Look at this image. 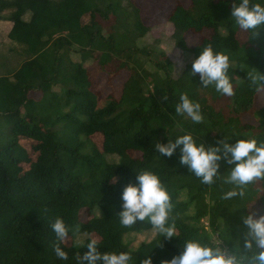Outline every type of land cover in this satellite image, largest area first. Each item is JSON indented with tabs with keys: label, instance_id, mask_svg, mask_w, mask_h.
Wrapping results in <instances>:
<instances>
[{
	"label": "trees",
	"instance_id": "obj_1",
	"mask_svg": "<svg viewBox=\"0 0 264 264\" xmlns=\"http://www.w3.org/2000/svg\"><path fill=\"white\" fill-rule=\"evenodd\" d=\"M239 2H176L167 22L174 27L171 46L186 58L179 65L162 47L165 38L150 34L135 0H0V20L11 22L9 37L25 54L17 67L0 72V264H77L75 255L88 250L89 236L100 240V252L130 251L134 264L149 256L161 264L183 250L184 239L214 237L219 226L223 238L232 237L222 241L231 250L244 230L241 213L259 204L264 214V194L255 201L251 191L243 202L250 207L237 208L239 199L222 201L217 185H202L179 164V148L172 157L154 150L156 142L185 133L208 147L233 131L264 132V102L257 106L259 93L243 81L251 67L264 72V26L240 39L243 30L231 17ZM209 43L235 66L229 69L232 97L201 87L198 74L190 76L192 60ZM100 77L122 84L121 93L100 91ZM181 93L201 104L202 123L175 113ZM95 134L102 136V148ZM23 139L32 142L35 158ZM108 154L119 159L110 162ZM220 165L221 173L234 167L223 160ZM141 169L158 174L169 191L177 236L154 232L134 249L126 235L155 230L143 221L124 228L117 213L123 188L137 183ZM57 216L79 229L69 234L67 261L52 247L50 223ZM77 233L84 236L80 244Z\"/></svg>",
	"mask_w": 264,
	"mask_h": 264
},
{
	"label": "clouds",
	"instance_id": "obj_2",
	"mask_svg": "<svg viewBox=\"0 0 264 264\" xmlns=\"http://www.w3.org/2000/svg\"><path fill=\"white\" fill-rule=\"evenodd\" d=\"M231 17L239 29L254 33L264 26V4L255 0H240L238 5H232ZM234 67L227 54L214 51L209 43L192 60L190 76L198 74L201 87L211 86L222 96L232 97L235 91L229 69ZM246 73L243 81L248 88L264 93V72L251 67ZM175 113L186 115L194 124L204 120L201 104L191 100L186 93L180 94L179 102L175 104ZM234 137L239 138L229 143ZM261 137H264V132L252 134L233 131L231 134L226 133L215 145L206 147L204 143H198L199 138L185 133L176 136L174 141L169 138L167 143L156 142L154 150H158L161 156L172 157L179 148V164L186 166L202 185H217L221 190L222 201L239 199L242 203L237 208H249L250 205L243 202L248 199L251 191L257 193L255 201L264 194V188L259 187L264 183V138ZM222 160L234 167L221 173L219 169ZM135 172L137 183H128L121 194L122 210L117 213L121 226L132 228L138 221L150 222L151 229L157 235L167 239L177 236L174 205L160 176L149 169ZM113 182H116L115 177ZM225 186H229L227 190ZM240 219L244 230L238 232L231 250L222 246V241L231 240L232 237L223 238L224 227L219 226L214 237L206 238L201 234L184 239L183 250L170 260H162L161 264H264V214L257 215L256 210L242 212ZM50 227L55 233L52 245L55 255L67 261L69 255L65 246H73V236L69 234L79 229L70 228L59 216L50 223ZM99 244L101 242L98 238L89 236L86 242L88 250L82 255L80 252L75 255L77 264H97L98 261L103 264H134L130 251L100 252L97 250ZM141 264H153V261L149 256Z\"/></svg>",
	"mask_w": 264,
	"mask_h": 264
},
{
	"label": "rangeland",
	"instance_id": "obj_3",
	"mask_svg": "<svg viewBox=\"0 0 264 264\" xmlns=\"http://www.w3.org/2000/svg\"><path fill=\"white\" fill-rule=\"evenodd\" d=\"M177 1L178 0H135V4L140 8V15L144 23L151 28L150 34L156 39L164 37L165 40L162 43V47L167 50L169 56L173 60L177 61L179 65H183L186 62V58L181 51L171 46L173 43L169 38L174 32V27L169 25L167 22L168 14L174 8ZM179 1H182L183 3H189L190 0ZM87 19L88 17L84 18V20ZM10 26V21L0 20V63L5 62V66L0 67V72H5L9 69L17 67L21 60L25 57V54L22 53L23 47H21L17 42L9 37L8 33ZM204 34H207V32L197 34V40H200ZM238 35L240 39H246L245 31H241ZM123 77H125V74ZM121 86L122 84L109 83L105 77H100L97 80V88L104 94H108L110 92L120 94ZM38 93L39 92H36V96H39ZM263 102L264 93H259L257 98V106H260ZM245 119L248 120V116H246ZM93 139L98 144L99 148H102V136L95 134ZM22 142L28 147V151L30 152L32 158H35L36 154L33 151L32 142L27 139H23ZM106 158L110 162H116L119 159V157L115 154H108L106 155ZM251 207L252 210H256L257 215L262 214L263 211L259 204L252 205ZM84 215L85 217L83 218H88L86 213ZM205 224L208 225L207 220H205ZM154 232L155 231L153 230H147L141 232L140 234L130 233L129 235L125 236V241L129 242V245L135 249L141 242L150 241L153 239ZM83 240L84 236L80 233H77L75 236V241L80 244L83 242Z\"/></svg>",
	"mask_w": 264,
	"mask_h": 264
},
{
	"label": "crops",
	"instance_id": "obj_4",
	"mask_svg": "<svg viewBox=\"0 0 264 264\" xmlns=\"http://www.w3.org/2000/svg\"><path fill=\"white\" fill-rule=\"evenodd\" d=\"M11 27V26H10Z\"/></svg>",
	"mask_w": 264,
	"mask_h": 264
}]
</instances>
